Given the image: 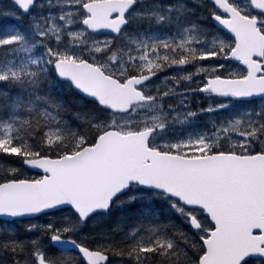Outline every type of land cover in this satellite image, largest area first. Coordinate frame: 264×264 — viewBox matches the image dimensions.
<instances>
[{"label":"snow or ice","instance_id":"snow-or-ice-1","mask_svg":"<svg viewBox=\"0 0 264 264\" xmlns=\"http://www.w3.org/2000/svg\"><path fill=\"white\" fill-rule=\"evenodd\" d=\"M0 264H264V0H0Z\"/></svg>","mask_w":264,"mask_h":264},{"label":"rangeland","instance_id":"rangeland-1","mask_svg":"<svg viewBox=\"0 0 264 264\" xmlns=\"http://www.w3.org/2000/svg\"><path fill=\"white\" fill-rule=\"evenodd\" d=\"M9 22H11V21H9Z\"/></svg>","mask_w":264,"mask_h":264}]
</instances>
